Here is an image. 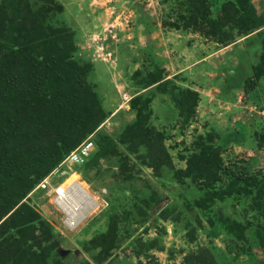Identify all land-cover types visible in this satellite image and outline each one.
I'll list each match as a JSON object with an SVG mask.
<instances>
[{"label":"rangeland","instance_id":"374dc122","mask_svg":"<svg viewBox=\"0 0 264 264\" xmlns=\"http://www.w3.org/2000/svg\"><path fill=\"white\" fill-rule=\"evenodd\" d=\"M27 1L30 5L43 3ZM200 1L192 0L197 9L193 11L186 0H88L85 5L57 0L62 11L55 21L73 39V58H87L94 64L95 70L87 81L94 86L92 90L108 114L84 139L91 137L95 146L90 160L103 145L102 139L118 140L123 126L135 120L130 101L136 96H143L141 102L149 99L147 126L163 135L169 154L162 164L140 159L133 141L128 140L118 144V154L112 155L111 149L92 166L55 168L45 177L52 186L74 180L78 181L73 185L76 190L86 188L99 201L117 202L115 213L109 210L107 215L74 232L64 229L50 198L34 187L22 202L52 227L59 245L56 251L64 264H94L99 248L93 249L91 238L105 233L112 215L121 211L124 197L132 193L157 198L159 202L150 208V218L124 227L117 249L110 252L104 264H201L197 258L207 251L218 257L219 264H264L263 249L248 245L252 253L246 254L245 243L235 240L232 234L210 233L217 223L221 224L222 217L245 226L262 223L258 214L247 210L249 206L236 202L234 207L218 206L213 215L198 216L199 220L186 208L187 202L193 205L195 184L190 178L180 180L178 171L186 168L187 158L199 142L205 144L203 148L217 150L223 176L225 172L238 171L237 166L242 167L243 162H249L251 173L264 169V74L259 75L262 73L257 69L264 49L256 39L257 31L244 36L239 24L234 23L241 15L252 18V11L264 19V0ZM231 1L238 2L236 10L229 7ZM99 7L101 16L110 12L111 17L101 18L96 26L94 19L84 17V12ZM64 9L73 15L64 13ZM186 18L192 20L190 25H186ZM259 31L264 38V27ZM100 49L110 55L99 57ZM152 71L161 72L165 86L159 92L150 87L147 94H140L146 92L140 83ZM174 86L189 89L198 97L196 115L183 128L168 94ZM229 94L234 95L231 98ZM124 157L134 164V178L129 184L123 182L125 174L120 172ZM172 208L173 215L169 211L166 219L159 218L162 210Z\"/></svg>","mask_w":264,"mask_h":264},{"label":"trees","instance_id":"16d2710c","mask_svg":"<svg viewBox=\"0 0 264 264\" xmlns=\"http://www.w3.org/2000/svg\"><path fill=\"white\" fill-rule=\"evenodd\" d=\"M42 2L39 5H30L27 0L0 3V264H64L56 251L59 245L52 227L22 200L108 115L100 97L92 90L94 86L87 81L95 70L94 64L87 58L80 61L73 58L76 52L73 39L55 21L62 7L57 0ZM186 2L193 11L197 10L192 0ZM230 3L231 10H236L238 2ZM240 6L246 7L244 3ZM251 13L252 18L241 15L234 23L239 24L244 36L257 31L256 39L264 49L263 32L259 31L264 27V19L254 11ZM189 21L192 22L186 18V25H190ZM257 69L262 73L259 75L264 74V56L260 57ZM160 73H148L147 79L140 83L146 92L140 94H147L150 87L159 92L165 86ZM168 94L183 128L196 115L197 94L176 86ZM141 97L130 101L135 120L123 126L119 139H102L103 145L98 146L92 160L91 155L80 166H92L111 149L112 155L118 154V144L128 140L133 141L138 158L161 164L166 161L169 154L163 135L147 126L149 99L141 102ZM204 146L199 142L187 158L186 168L178 171L180 180L190 178L195 184L193 205L186 203L188 213H194L199 220L198 216L213 215L218 206L234 207V202L249 206L246 209L258 214L262 223L245 226L230 217H222L221 224L217 223L210 231L211 236L218 231L232 234L235 240L245 243L246 254L252 253L248 245L264 250V169L251 173L249 162H243L242 167L237 166L238 171L225 172L223 176L217 150ZM122 164L123 182L129 184L134 178V164H129L127 157ZM131 197H124L121 211L112 215L105 233L91 238L93 249L99 248L94 264H104L110 252L117 249L124 227L143 223L150 218V208L159 202L157 198L147 199L134 193ZM107 203L106 209L91 221L107 215L109 210L115 213L117 202ZM169 211L171 216L175 208L162 210L159 218L166 219ZM184 220L190 223L189 218ZM124 232L131 234L128 230ZM197 260H202L201 264H219L218 257L210 251L200 253Z\"/></svg>","mask_w":264,"mask_h":264},{"label":"built area","instance_id":"2783aa9c","mask_svg":"<svg viewBox=\"0 0 264 264\" xmlns=\"http://www.w3.org/2000/svg\"><path fill=\"white\" fill-rule=\"evenodd\" d=\"M106 54L110 55L109 52L100 49L99 57L103 58ZM93 150V140L91 137L87 138L66 155L61 165H83ZM73 182L66 179L63 183L52 186L49 179L45 178L36 186L37 190L44 191L47 197L50 198V204L61 217L62 225L68 232L76 231L86 220L100 213L108 206L107 201H99L87 190L79 193L74 188ZM79 184L81 183L79 182Z\"/></svg>","mask_w":264,"mask_h":264},{"label":"crops","instance_id":"0c3cea01","mask_svg":"<svg viewBox=\"0 0 264 264\" xmlns=\"http://www.w3.org/2000/svg\"><path fill=\"white\" fill-rule=\"evenodd\" d=\"M58 1H61L62 3L65 1V2H77V3H82V4H84L85 5V3L84 2H88V0H58ZM101 10H100V7H99V10H96L95 8H91V9H89L88 11H87V14H86V12H84V17H87V19H94L95 21H94V25H96V26H99V24H100V19L101 18H103V19H105V20H107V19H109V17H111V16H109V13L110 12H108V13H106L105 12V15L104 16H101ZM64 13H66V14H68V15H70V16H72L73 14L71 13V12H69L67 9H64ZM138 13V12H137ZM109 16V17H108ZM143 28H144V30H145V27L144 26H142ZM81 29H85V28H81ZM192 49H196V47H194V48H192ZM207 61V60H206ZM179 73V72H178ZM233 95L234 94H229V96H231V98L233 97ZM171 106H172V109H174L173 108V105L171 104ZM169 108H171V107H169ZM63 167H65V166H63ZM69 180V179H68ZM82 184V183H81Z\"/></svg>","mask_w":264,"mask_h":264},{"label":"clouds","instance_id":"9594fccd","mask_svg":"<svg viewBox=\"0 0 264 264\" xmlns=\"http://www.w3.org/2000/svg\"><path fill=\"white\" fill-rule=\"evenodd\" d=\"M83 141H84V140H83ZM76 147H77V146H76ZM76 147H75V148H76ZM75 148H74V149H75ZM94 149H95V146H94ZM93 151H94V150H93ZM70 152H71V151H70ZM70 152H69V153H70ZM92 153H93V152H92ZM91 155H92V154H91ZM91 155H90V156H91ZM89 158H90V157H89ZM89 158H88V159H89ZM88 159H87V160H88ZM63 160H64V159H63ZM60 165H61V164H60ZM61 166L63 167L64 165H61ZM59 184H60V183H59ZM84 188H85V187H84ZM85 189H86V188H85ZM87 191H88V190H87ZM106 201H107V200H106ZM98 214H99V213H98ZM98 214H97V215H98ZM97 215H96V216H97ZM96 216H94L93 218H95ZM93 218H92V219H93ZM90 219H91V218H89L88 220H86V221L84 222V224L89 223V221L92 220V219H91V220H90ZM84 224H83V225H84ZM81 226H82V225H81ZM81 226H80V227H81ZM80 227H79V228H80ZM79 228H78V229H79ZM78 229H77V230H78Z\"/></svg>","mask_w":264,"mask_h":264},{"label":"bare ground","instance_id":"6f19581e","mask_svg":"<svg viewBox=\"0 0 264 264\" xmlns=\"http://www.w3.org/2000/svg\"><path fill=\"white\" fill-rule=\"evenodd\" d=\"M73 181H74V180H73ZM73 183H76V182L74 181ZM73 185H74V184H73ZM77 190L79 191V193H81V192H82V193L85 192V191H84L85 189H83V188H81V187H78Z\"/></svg>","mask_w":264,"mask_h":264}]
</instances>
